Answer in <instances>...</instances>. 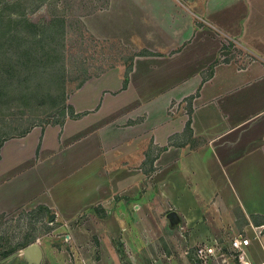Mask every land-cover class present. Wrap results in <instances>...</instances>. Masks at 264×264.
Wrapping results in <instances>:
<instances>
[{"label": "crops", "instance_id": "crops-1", "mask_svg": "<svg viewBox=\"0 0 264 264\" xmlns=\"http://www.w3.org/2000/svg\"><path fill=\"white\" fill-rule=\"evenodd\" d=\"M107 1L101 33L138 52L128 73L86 79L75 115L3 142L0 213L34 203L87 225L99 264H206V244L208 264H242L231 237L264 230V0Z\"/></svg>", "mask_w": 264, "mask_h": 264}, {"label": "rangeland", "instance_id": "rangeland-1", "mask_svg": "<svg viewBox=\"0 0 264 264\" xmlns=\"http://www.w3.org/2000/svg\"><path fill=\"white\" fill-rule=\"evenodd\" d=\"M15 2L0 0V10L13 14L20 8L15 6ZM20 2L27 5V16L32 21L44 23L60 16L65 19L66 30L59 43H45L43 47L38 42L30 61L0 58V76L8 84L5 88L0 86V144L20 136L27 129L61 120L70 111V93L82 81L109 69L128 73L138 53L129 43L131 38L126 41L122 38L124 33L119 34L120 38L115 32L109 34L108 38L101 33L100 14L108 4L107 0ZM40 2L41 6L37 7L36 4ZM232 42L227 38L225 47L240 61L244 62L254 55ZM156 65L159 67L160 62L157 61ZM31 72L30 83L24 81L26 85L17 86ZM28 84L31 86L28 87ZM189 101L173 104L171 111L187 108L188 112ZM92 234L94 239L88 233L87 225L64 224L57 218L54 209L45 210L34 203L1 212L0 264H33L25 257L24 249L29 241L37 239L44 249L40 264H99L98 257L90 256L91 238L94 247L99 248L100 243L98 233ZM3 250L12 252L5 255ZM12 254L14 256L8 258Z\"/></svg>", "mask_w": 264, "mask_h": 264}, {"label": "trees", "instance_id": "trees-1", "mask_svg": "<svg viewBox=\"0 0 264 264\" xmlns=\"http://www.w3.org/2000/svg\"><path fill=\"white\" fill-rule=\"evenodd\" d=\"M15 4V6L20 8L19 10L16 9L17 11L13 14L5 13L4 9L0 10V58L2 60L15 58L18 62H22L25 59L30 61L34 57L35 47L38 45V42L42 43L43 47L45 43L60 42V37L65 35V19L60 16H55L44 23L34 22L27 16V5H21L20 0H16ZM41 4L40 2L36 6L39 7ZM32 75L33 73L31 72L26 79L20 80L17 86H23L25 84L24 81H31L29 77H32ZM3 80L0 76V86L5 88L8 84L3 82ZM127 82L128 79H125V84ZM30 86L31 84H28V87ZM68 115H75L71 105ZM67 116L64 115L61 120H57L54 123L64 121ZM187 127H190V121ZM30 130H25L21 135L26 134ZM3 142L0 144V149ZM42 207L45 210H49L46 206ZM29 242L31 243V241ZM29 242L27 245L30 244ZM11 252L10 250H3L5 255H9Z\"/></svg>", "mask_w": 264, "mask_h": 264}, {"label": "built area", "instance_id": "built-area-1", "mask_svg": "<svg viewBox=\"0 0 264 264\" xmlns=\"http://www.w3.org/2000/svg\"><path fill=\"white\" fill-rule=\"evenodd\" d=\"M264 230L261 227L246 228L242 232H238L236 235L231 237V252L232 255L238 258L242 264H252L249 260L250 247L254 242H259L264 248ZM215 247L213 245H201L197 248L198 256L206 263L211 260L215 254ZM256 264H264L259 262Z\"/></svg>", "mask_w": 264, "mask_h": 264}, {"label": "water", "instance_id": "water-1", "mask_svg": "<svg viewBox=\"0 0 264 264\" xmlns=\"http://www.w3.org/2000/svg\"><path fill=\"white\" fill-rule=\"evenodd\" d=\"M168 217L172 225L178 224L181 220L179 214L175 210H171L168 214ZM51 219H53V216H51ZM24 255L27 260H29L33 264H40L42 262L44 257V250L38 239L26 246V248L24 249ZM13 256L14 254L10 255L8 258H11Z\"/></svg>", "mask_w": 264, "mask_h": 264}]
</instances>
